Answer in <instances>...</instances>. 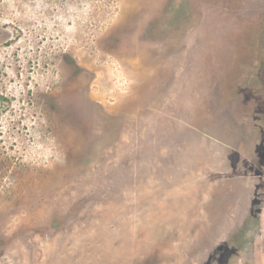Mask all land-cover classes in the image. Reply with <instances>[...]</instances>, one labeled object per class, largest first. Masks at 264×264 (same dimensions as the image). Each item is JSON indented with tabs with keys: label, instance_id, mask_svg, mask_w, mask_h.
I'll list each match as a JSON object with an SVG mask.
<instances>
[{
	"label": "rangeland",
	"instance_id": "374dc122",
	"mask_svg": "<svg viewBox=\"0 0 264 264\" xmlns=\"http://www.w3.org/2000/svg\"><path fill=\"white\" fill-rule=\"evenodd\" d=\"M172 6L0 0V264H264V0Z\"/></svg>",
	"mask_w": 264,
	"mask_h": 264
},
{
	"label": "flooded vegetation",
	"instance_id": "af4514ba",
	"mask_svg": "<svg viewBox=\"0 0 264 264\" xmlns=\"http://www.w3.org/2000/svg\"><path fill=\"white\" fill-rule=\"evenodd\" d=\"M168 2L173 5L172 7L175 8H178L181 5H185L192 9L211 6V4L215 6V4H217V5H221L219 6L220 7L219 11L221 13H224V10L229 11V9H225V8H233L234 5L239 8L245 7V0H168ZM219 7H215V8H219ZM168 12L169 11H167L166 14H168ZM243 13H245V11H243Z\"/></svg>",
	"mask_w": 264,
	"mask_h": 264
}]
</instances>
